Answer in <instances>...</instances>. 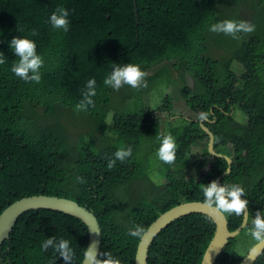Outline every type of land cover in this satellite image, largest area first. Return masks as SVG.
Listing matches in <instances>:
<instances>
[{
	"label": "trees",
	"instance_id": "1",
	"mask_svg": "<svg viewBox=\"0 0 264 264\" xmlns=\"http://www.w3.org/2000/svg\"><path fill=\"white\" fill-rule=\"evenodd\" d=\"M256 1L263 6L256 32H241L233 39L209 31L218 21H244L239 12L253 9ZM135 2L0 0V52L6 61L0 65V218L32 196L73 201L99 222L97 264L108 257L136 264L138 244L152 223L180 204L202 202L204 185L222 178L221 184L244 188L249 219L215 264H239L258 243L250 235L251 218L257 210L264 213V0ZM229 2L232 11L241 7L238 15L223 11ZM58 6L70 10L68 32L47 23ZM14 36L36 42L44 59L39 83L24 82L10 71L16 56L8 42ZM211 45H232L234 52L216 57L210 54ZM124 63L140 66L146 86L123 85L116 96L103 80L115 64ZM180 65L194 85L186 87V105L199 120H185L184 127L169 131L174 138L177 134L175 165L158 159L167 170L160 173L150 158L156 157L164 135L163 115L174 114L172 92L181 88ZM93 77L94 106L76 111L74 105ZM203 127L214 135L215 153L231 159L230 173L226 159L210 155ZM204 142L206 150L195 155ZM146 143L153 148L141 156ZM120 148H131L122 161L114 156ZM109 160H116L112 168ZM189 165L197 177L187 172ZM226 217L231 231L244 220L243 214ZM137 225L143 234L130 236L128 229ZM215 231L208 215L181 218L154 238L147 263L202 264ZM51 236L69 240L73 254L67 264H84L88 227L45 210L22 216L0 252V264H66L52 248L41 250V242ZM256 264H264V254Z\"/></svg>",
	"mask_w": 264,
	"mask_h": 264
},
{
	"label": "clouds",
	"instance_id": "2",
	"mask_svg": "<svg viewBox=\"0 0 264 264\" xmlns=\"http://www.w3.org/2000/svg\"><path fill=\"white\" fill-rule=\"evenodd\" d=\"M70 10L58 6L48 17L47 23L53 30L68 32L70 28L69 21ZM137 15V13H136ZM242 17V16H241ZM254 25L246 21H234L225 19L209 25V31L216 33H224L230 35L233 39H239V33L251 32ZM21 31V30H19ZM31 35H36L33 29ZM10 51L16 56V60L11 64L10 71L24 82L41 81V68L44 65L43 57L37 51V44L34 40L26 36H14L9 42ZM5 54L0 52V65L5 64ZM146 73L141 70L140 66L133 63L115 64L110 73L103 80L106 87L119 90L123 85H128L134 89L146 86L144 80ZM96 79L90 78L86 81L82 90V99L74 105L76 111H86L90 106H94L93 97L97 94ZM206 113H200V118H206ZM201 124V122H200ZM159 147L156 150V157L166 164H171L176 159V141L171 133H165L159 137ZM131 154V148H120L114 156L117 160H124ZM116 160H109L108 167L112 168ZM80 179V178H78ZM153 179H156L153 177ZM203 206L214 208L216 211L225 215H247L248 201L244 197V188L239 184H221L215 180L202 189ZM64 215V214H63ZM67 216V215H66ZM250 235L257 242L264 241V213L260 210L255 212L251 218ZM128 234L136 237L143 234V229L137 225L128 229ZM52 248L66 262L71 260L73 249L67 239L51 236L41 242V250L47 251ZM255 251V249H250ZM104 264H121L119 259L108 257Z\"/></svg>",
	"mask_w": 264,
	"mask_h": 264
},
{
	"label": "water",
	"instance_id": "3",
	"mask_svg": "<svg viewBox=\"0 0 264 264\" xmlns=\"http://www.w3.org/2000/svg\"><path fill=\"white\" fill-rule=\"evenodd\" d=\"M134 4L136 6L135 0ZM201 125H203V121L201 122ZM203 130L210 139V155L226 159L229 166L227 174L230 173L232 171L231 159L215 153L214 135L205 127H203ZM222 180L223 179L221 178L219 183H221ZM39 210L61 213L81 220L89 229V245L84 264H97L102 247V232L97 218L91 211L82 207L80 204L67 199L56 198V196H32V198L23 199L8 208L0 218V252L3 250L6 242L11 240V236L22 216L28 212ZM246 211L247 215H244L243 223L236 230L231 231L229 229V222L226 215L216 211L214 208H207L203 206L202 202L180 204L160 215L152 223L138 244L135 263L148 264L147 258L149 247L161 230L167 228L181 218L197 213L210 216L216 223L214 238L206 251L202 263L215 264L217 259L222 255L225 247L228 245L229 240L240 235L246 227L249 219L248 207ZM253 248L255 251H249L239 264H256L259 258L264 254V241L258 242Z\"/></svg>",
	"mask_w": 264,
	"mask_h": 264
},
{
	"label": "rangeland",
	"instance_id": "4",
	"mask_svg": "<svg viewBox=\"0 0 264 264\" xmlns=\"http://www.w3.org/2000/svg\"><path fill=\"white\" fill-rule=\"evenodd\" d=\"M223 7H224L223 11L227 15H231L235 11V10L232 11V7H231L230 2ZM261 7H263V6L260 5L258 3V1H256L253 9L243 11L241 9V7H239L233 15H238L239 10L241 9L239 14L243 17L244 21L250 23L251 25H254V29L251 32H256V30H257L256 27L260 26L262 16H263L262 15L263 10ZM251 11H253L254 15L251 14ZM251 16H253V18H251ZM232 48H233L232 45L224 46V47L222 46V48H217V47H214L211 45L210 54L213 56H216V57L224 56L227 54H232L234 52V49H232ZM179 75H180L179 76V85L181 86V88H175L172 92L173 97L175 98V101H176V104H174V111H173L174 114L172 116L163 115L162 118H164V119L161 121V126H160L161 134L170 133L169 131H172V129L184 127L185 126V120H188V121H190V120L198 121L199 120L198 118H196L197 116H195L193 113L190 112V109L186 105L185 96H184L185 92H186V87L187 88H193L194 85H193L192 79L189 77V74L187 73V71L185 70V68L182 65H180V68H179ZM122 90H123L122 87L119 90L113 89V93L116 96H118ZM148 100H149V96H146V101H148ZM156 116H162V114L157 113ZM110 119H111V117H110ZM200 122H202V121H200ZM170 124H173V125L170 127ZM176 135L177 134L175 133V138H176ZM152 148H153L152 146H149V143H146L143 147L142 152H141L142 153L141 156L145 155L146 153H149ZM206 148H207V144L205 142L201 143L194 150V154L198 155L204 149L206 150ZM150 161L152 164H156L160 173L167 171L166 167L163 166L162 162H160L157 157H154V156L151 157ZM171 164H174V163H171ZM187 172H189L191 177H197L198 176V175H196L197 172L194 170L192 165H189V167L187 168Z\"/></svg>",
	"mask_w": 264,
	"mask_h": 264
}]
</instances>
